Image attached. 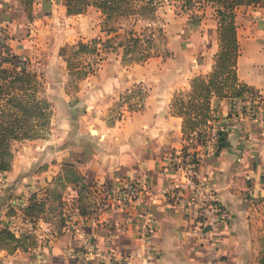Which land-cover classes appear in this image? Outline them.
Wrapping results in <instances>:
<instances>
[{"label":"crops","instance_id":"0c3cea01","mask_svg":"<svg viewBox=\"0 0 264 264\" xmlns=\"http://www.w3.org/2000/svg\"><path fill=\"white\" fill-rule=\"evenodd\" d=\"M235 21L238 41L236 77L264 93V4L238 7ZM152 58L127 63L121 61L118 53H107L97 71L79 82L76 96L80 98L78 106L84 118L77 129L79 137L72 139L74 142L65 139L62 147L50 145L39 153L38 160L41 159L42 163L53 158L59 166L62 163L75 165L83 182L90 185L94 181L110 185L133 181L143 188L147 209L154 221L150 234L151 249L145 256L136 247L133 230L123 224L124 211H112L107 223L78 219L82 228L96 229L99 247L119 250L123 259L118 264H246L253 250L249 246V200L264 193V106L260 105L257 117H251L233 112L229 99H210L211 113L214 121L222 127L223 137L215 154L201 160L198 168L208 177L228 215L225 223L217 228L214 249L210 251L207 243L185 235L186 218L181 212L173 211L175 201L162 189L168 181L167 161L179 152L182 139L181 119L170 114L169 99L174 91L188 89L193 75L208 72L211 59L195 61L188 76L181 80V72L165 71L166 61L161 60L157 66ZM142 82L149 84L143 108L124 119L108 123L105 117L107 96H115L132 84ZM67 106L68 113L76 115V105ZM21 170L19 174L23 173ZM12 172H16L15 169L4 174L11 177ZM48 172H35L34 179L29 181L30 186L17 182L10 189L21 188L26 197V193L36 187L40 189L45 181H50L54 173ZM8 186L4 187V194L9 190ZM66 188L74 199L75 186ZM4 203L2 200L1 204ZM1 204L0 221H4L9 215H5ZM78 243L76 235L60 232L50 245L40 244L36 238L35 246L27 251L16 250L7 254L0 250V264H97L74 257L73 251Z\"/></svg>","mask_w":264,"mask_h":264},{"label":"rangeland","instance_id":"374dc122","mask_svg":"<svg viewBox=\"0 0 264 264\" xmlns=\"http://www.w3.org/2000/svg\"><path fill=\"white\" fill-rule=\"evenodd\" d=\"M180 3L181 0H170L169 3L166 2L158 7L152 17L137 20L120 19L118 32L123 34L125 30L132 27L136 32H142L144 37L151 38L153 46H150L149 49L153 53L152 60L157 63V66L161 60L166 61L165 71L181 72L179 77L183 80L188 76V70L193 69L195 61L210 58L212 65L216 43L212 8L197 3L189 9H183L180 7ZM100 25V13L91 6L80 14L66 15L60 0H49L48 5L38 1L32 7L31 19H28L15 0H0V42L2 40L6 42L5 37L10 38L7 39V42L13 53L22 62L28 59L30 61L29 69L41 74V95L49 102L47 123L42 129L41 135L31 139L13 141L8 171L15 169L16 172H12L14 174L11 177H6L5 172L0 175V204L2 200H5L6 203L1 204L4 206L5 215L11 211L7 220L3 221L2 219L0 223H6L17 234L21 230L24 231L26 225H32L34 229L38 228L34 232H32L33 229L28 230V234L33 233L35 239L37 233L44 226L42 223H49L52 228L57 229L62 223L61 214L70 209V203L75 202L76 190L73 193V199L69 195V189L66 188L71 185L61 186L62 184L57 181V177L63 175V163L59 166L53 158L41 163V159L38 160V155L43 150L46 151L50 145L62 147L65 146V139L73 141L72 139L79 137L77 129L80 126V120L84 119L81 117L80 106H78L80 98L76 96L80 85L78 83V88H73L72 85L71 87L67 86L68 90L65 91V86L70 83L72 78L67 72L63 58L58 55V49L64 44H72L79 39L87 41L95 36L104 38V33L100 31ZM117 53L120 55V49ZM102 61H99L97 69ZM137 88H140V91L136 92ZM187 91L188 89L182 90L184 94L181 95L184 98L188 94L185 93ZM147 94H149V84L142 82L139 85L132 84L129 88L116 93L115 96H107L106 121L113 123L140 110L143 108L144 98ZM66 97L67 103H65ZM67 104L76 105L74 109L78 116L68 113ZM86 129L84 127V131ZM70 166L77 171L75 165L70 164ZM18 168L22 169V174L18 173L20 171ZM48 170V174L54 173L50 181H45L46 184H42L40 189L36 187L33 190L42 192L43 189L49 190L48 203L44 206V211L36 219L23 218L21 221V207L16 203H19L22 198L25 200L32 191L26 193V197H24L25 192L22 193L21 188L16 189L17 191L12 189L13 192L10 188L14 187L17 182H22L25 187L30 186L31 182L29 181L34 179L32 175L35 172H47ZM23 176H26L24 181L22 180ZM7 185H9V190L7 189L4 194L3 189ZM91 191L86 193L88 194L85 198L86 210L84 215L81 214L82 216H89L96 211L97 197H94L95 195ZM56 195L60 196L59 203L54 200ZM17 216L18 219H16ZM248 218L249 246L253 247V250L246 264H264V193L249 200ZM25 232L27 231L25 230Z\"/></svg>","mask_w":264,"mask_h":264},{"label":"trees","instance_id":"16d2710c","mask_svg":"<svg viewBox=\"0 0 264 264\" xmlns=\"http://www.w3.org/2000/svg\"><path fill=\"white\" fill-rule=\"evenodd\" d=\"M22 8L28 19H31L32 7L38 1L44 5L49 0H15ZM66 15L80 14L91 6L97 9L101 17L100 31L104 38L95 36L87 41L81 39L72 44H64L58 49L71 76V81L65 86L78 88L79 81L93 75L100 60L105 59L109 52H118L123 62L145 61L153 56L150 46L151 38L144 37L142 32H136L132 27L123 34L118 32L120 19H140L154 16L158 7L170 0H60ZM45 2V3H44ZM208 5L212 8L215 19L216 51L212 56L210 71L206 74L193 75L189 79L187 96L182 90L174 91L169 103V112L180 117L181 138L215 119L211 114L210 99L217 100L256 95L257 90L237 79L235 63L238 55V41L235 21L236 9L240 6H254L264 4V0H181L180 7L189 9L195 4ZM3 40L0 42V175L10 168L11 145L13 141L39 137L47 123L49 102L41 95L42 76L29 69L30 61L22 62L12 51L11 46ZM162 56V55H161ZM134 91V90H132ZM140 88L136 89V92ZM260 104L264 106V96L259 94ZM223 129L217 132L216 149L220 146ZM63 175L57 177L62 184H70L76 188V200L73 203L79 214L86 210L85 198L87 191L96 197L102 190L109 187V183L94 181L91 185L83 182L79 171L68 164H63ZM75 170V171H74ZM79 185V186H77ZM143 189V188H142ZM48 189L32 191L21 207V221L23 218L36 219L48 203ZM165 196V195H164ZM59 195L54 196L59 203ZM91 206V205H90ZM94 206V205H93ZM174 212L180 213L177 208ZM11 211L7 212L10 215ZM87 213V212H86ZM126 226L135 228V220L139 213L136 210H126L123 213ZM31 224V223H30ZM24 226V225H23ZM22 226V227H23ZM24 231L15 233L6 223H0V250L12 254L16 250L27 251L36 244L33 235L28 230L34 229L26 225ZM25 230L27 232H25ZM33 232V231H32ZM98 246V245H97ZM99 247V246H98ZM101 248V247H99ZM109 248V247H108ZM102 249V248H101Z\"/></svg>","mask_w":264,"mask_h":264},{"label":"built area","instance_id":"2783aa9c","mask_svg":"<svg viewBox=\"0 0 264 264\" xmlns=\"http://www.w3.org/2000/svg\"><path fill=\"white\" fill-rule=\"evenodd\" d=\"M259 94L264 96L263 92L258 91L256 95H243L232 99L231 110L257 117L261 109ZM221 129L220 124L211 119L181 139L179 152L167 161L168 181L162 189L164 194H169L175 201L174 208L179 209L186 218L185 235L192 240L207 243L210 251L214 249L215 232L225 223L228 215L209 184L208 177L199 171L198 165L201 160L215 154L217 132ZM96 197V211L93 214L82 218L74 204L70 203V209L61 214L62 223L57 229L44 223L36 236L40 244H52L59 232L76 235L79 243L73 251L75 258L97 264H118L123 259L119 250L114 247L99 248L96 244V229L82 228L78 219L107 223L112 211L136 210L139 215L135 220L133 240L142 256H145L151 249L150 234L154 221L147 209L146 193L142 187L133 181L114 182ZM16 204L22 207L25 200L22 199Z\"/></svg>","mask_w":264,"mask_h":264}]
</instances>
